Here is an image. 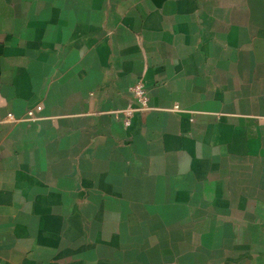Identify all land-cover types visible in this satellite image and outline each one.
<instances>
[{
  "label": "crops",
  "instance_id": "0c3cea01",
  "mask_svg": "<svg viewBox=\"0 0 264 264\" xmlns=\"http://www.w3.org/2000/svg\"><path fill=\"white\" fill-rule=\"evenodd\" d=\"M0 264H264V0H0Z\"/></svg>",
  "mask_w": 264,
  "mask_h": 264
},
{
  "label": "built area",
  "instance_id": "2783aa9c",
  "mask_svg": "<svg viewBox=\"0 0 264 264\" xmlns=\"http://www.w3.org/2000/svg\"><path fill=\"white\" fill-rule=\"evenodd\" d=\"M132 92H133L135 100L138 102V107L137 108H130V109L123 112L125 126L130 125V120H131L133 114H135L137 112H149L152 110L150 108V105H149L148 92L141 82H139L133 86ZM179 110L180 109L178 106H175L173 108V111L178 112ZM41 112H42V107H37V108H35V110L28 111L26 116L22 119H18L14 115L9 114L2 123L3 124L4 123L15 124V123L24 122V121H26V122H39L41 120V118L39 116Z\"/></svg>",
  "mask_w": 264,
  "mask_h": 264
}]
</instances>
